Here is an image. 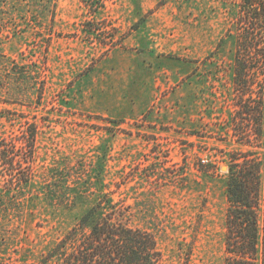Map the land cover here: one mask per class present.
Wrapping results in <instances>:
<instances>
[{
  "label": "rangeland",
  "instance_id": "374dc122",
  "mask_svg": "<svg viewBox=\"0 0 264 264\" xmlns=\"http://www.w3.org/2000/svg\"><path fill=\"white\" fill-rule=\"evenodd\" d=\"M241 1L0 0V139L38 127L31 183L0 177V264H38L102 185L161 264H224L229 154L264 162V119L238 132L233 105Z\"/></svg>",
  "mask_w": 264,
  "mask_h": 264
},
{
  "label": "trees",
  "instance_id": "16d2710c",
  "mask_svg": "<svg viewBox=\"0 0 264 264\" xmlns=\"http://www.w3.org/2000/svg\"><path fill=\"white\" fill-rule=\"evenodd\" d=\"M88 24L87 36L97 37V28ZM227 36L235 38L233 105L241 132L248 117H255L256 124L264 119L262 95L252 102L255 78L264 76V0H242L236 32ZM259 88L263 90L262 83ZM37 137L38 127L27 123L18 138L0 139V177L12 188L26 187L33 179ZM227 164L224 264H264V162L254 153H231ZM62 182L55 181L56 191L48 189L52 198L71 204L85 198L87 185L71 188ZM101 188L77 224L38 264H161L163 255L155 236L130 226V207Z\"/></svg>",
  "mask_w": 264,
  "mask_h": 264
}]
</instances>
